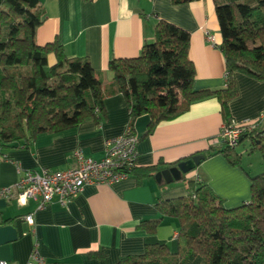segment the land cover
Returning a JSON list of instances; mask_svg holds the SVG:
<instances>
[{
  "label": "crops",
  "instance_id": "0c3cea01",
  "mask_svg": "<svg viewBox=\"0 0 264 264\" xmlns=\"http://www.w3.org/2000/svg\"><path fill=\"white\" fill-rule=\"evenodd\" d=\"M39 1L46 20L36 31L35 43L42 47L58 40L67 57L87 59L106 86L114 79L108 69L111 60L139 57L145 43L153 42L157 23L164 20L191 34L194 90L226 88L224 55L207 41L209 32L222 43L213 0L183 5H175L173 0ZM235 81L238 96L229 104V121H256L264 114V81L240 73L235 74ZM104 108L106 117L100 123L90 119L59 133L41 134L29 148L0 149V190L16 185L27 171L73 168L77 151L101 161L105 141L124 135L130 124L122 95L107 96ZM224 125L216 98L193 104L185 114L157 125L150 133V118L142 116L134 127L139 137L136 167L159 166L162 171L202 155L220 145ZM260 130L264 132V123ZM242 146L237 150L244 162L250 147ZM248 166L255 171L231 166L219 154L180 182L159 185L155 175L142 181L131 175L117 184L87 186L65 205L55 199L39 212L35 202L20 207L0 199V228L11 226L18 232L17 241L0 246V261L27 264L34 250L49 264H118L124 258L143 255L153 245H166L176 253L181 227L177 219L163 218L155 233L140 227L143 222L161 219L155 205L187 196L186 181L200 176L225 209L238 208L251 200L249 175L264 173V162L255 168L250 158ZM33 213L35 226L31 228L21 219Z\"/></svg>",
  "mask_w": 264,
  "mask_h": 264
},
{
  "label": "trees",
  "instance_id": "16d2710c",
  "mask_svg": "<svg viewBox=\"0 0 264 264\" xmlns=\"http://www.w3.org/2000/svg\"><path fill=\"white\" fill-rule=\"evenodd\" d=\"M92 2L93 0H83ZM198 0H173L175 5ZM226 62V88L195 91V67L189 57L191 34L160 20L154 40L145 43L133 59H113V82L106 86L85 58H69L55 40L35 43L46 20L39 0H4L0 5V149L29 148L41 134H55L93 119L106 117L104 100L120 94L134 129L142 116L150 118L149 133L159 124L177 119L193 104L216 98L225 125L230 127L229 104L238 96L235 74L264 81V0H213ZM262 126V125H261ZM246 131L243 142L202 153L206 159L222 154L234 167H242L237 148L250 141L249 155L259 152L264 162V132ZM192 158H189L191 160ZM160 172L159 166L130 172L139 181ZM251 200L225 209L202 177L187 180V196L159 201L157 221L140 227L155 233L163 218L180 222L178 251L166 245L148 246L145 253L118 264H264V173L250 176Z\"/></svg>",
  "mask_w": 264,
  "mask_h": 264
},
{
  "label": "built area",
  "instance_id": "2783aa9c",
  "mask_svg": "<svg viewBox=\"0 0 264 264\" xmlns=\"http://www.w3.org/2000/svg\"><path fill=\"white\" fill-rule=\"evenodd\" d=\"M207 41L215 49H220L215 36L207 32ZM264 123V114L256 121H246L223 126L220 139L236 146L246 131H252ZM139 137L134 129L129 127L120 137L105 141V155L101 161L86 157L82 152L73 154L75 166L68 170L53 171L42 168L40 172H25L18 183L12 187L0 190V199L15 202L20 207H26L30 202L37 204L36 212L46 209L55 199L60 204L76 198L87 186L113 185L131 176L136 167ZM31 228L35 226V213L21 219ZM0 264H9L0 261ZM27 264H49L37 250H34Z\"/></svg>",
  "mask_w": 264,
  "mask_h": 264
},
{
  "label": "water",
  "instance_id": "95a60500",
  "mask_svg": "<svg viewBox=\"0 0 264 264\" xmlns=\"http://www.w3.org/2000/svg\"><path fill=\"white\" fill-rule=\"evenodd\" d=\"M243 142V138L239 143ZM206 160L205 156L197 155L191 160L178 164L174 168L162 170L155 175L156 182L161 184L170 185L174 182H180L185 176L194 172ZM18 240V232L14 227H1L0 228V246L15 242Z\"/></svg>",
  "mask_w": 264,
  "mask_h": 264
},
{
  "label": "rangeland",
  "instance_id": "374dc122",
  "mask_svg": "<svg viewBox=\"0 0 264 264\" xmlns=\"http://www.w3.org/2000/svg\"><path fill=\"white\" fill-rule=\"evenodd\" d=\"M250 143H251L250 141H246V142H244L242 148H243V149H247V148H249V147H250ZM242 148H241V149H242ZM250 155H251V156L248 155V157H246L245 161L242 162V165H243L246 169H248V170L251 169L250 171L254 172L255 170H254L253 168H251L250 166H248V165H250V158H251V162L254 164L255 168L261 166V163L263 164V160H262V157H261V155H260L259 152H256V153H254V154H250ZM263 169H264V168H263Z\"/></svg>",
  "mask_w": 264,
  "mask_h": 264
}]
</instances>
